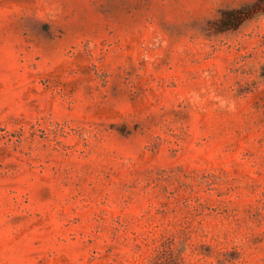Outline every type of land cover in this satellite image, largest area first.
Segmentation results:
<instances>
[{"label":"rangeland","instance_id":"1","mask_svg":"<svg viewBox=\"0 0 264 264\" xmlns=\"http://www.w3.org/2000/svg\"><path fill=\"white\" fill-rule=\"evenodd\" d=\"M0 264H264V0H0Z\"/></svg>","mask_w":264,"mask_h":264}]
</instances>
